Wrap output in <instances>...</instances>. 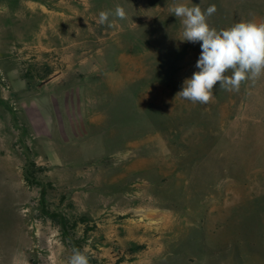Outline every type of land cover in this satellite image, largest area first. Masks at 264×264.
<instances>
[{"label":"rangeland","instance_id":"rangeland-1","mask_svg":"<svg viewBox=\"0 0 264 264\" xmlns=\"http://www.w3.org/2000/svg\"><path fill=\"white\" fill-rule=\"evenodd\" d=\"M174 3L264 21V0H0V264H264V76L176 96L201 47Z\"/></svg>","mask_w":264,"mask_h":264},{"label":"clouds","instance_id":"clouds-1","mask_svg":"<svg viewBox=\"0 0 264 264\" xmlns=\"http://www.w3.org/2000/svg\"><path fill=\"white\" fill-rule=\"evenodd\" d=\"M169 11L180 20V40L200 43L201 47L196 62L199 71L184 80L176 96L192 103L209 104L217 84L223 90L238 92L243 83L264 76V21H240L218 30L208 22L217 11L214 4L202 10L198 4L174 3ZM125 19L127 12L120 5L114 11L102 10L98 15V23L108 27H113L116 20ZM89 251L87 246L73 248L65 264H90Z\"/></svg>","mask_w":264,"mask_h":264}]
</instances>
